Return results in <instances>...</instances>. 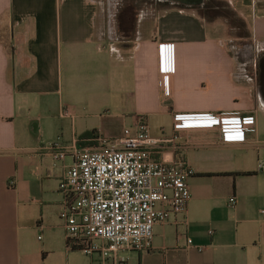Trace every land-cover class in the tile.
<instances>
[{"label": "crops", "instance_id": "1", "mask_svg": "<svg viewBox=\"0 0 264 264\" xmlns=\"http://www.w3.org/2000/svg\"><path fill=\"white\" fill-rule=\"evenodd\" d=\"M210 1L0 0V264H113L75 242L71 250L59 218L72 151L99 145L79 137L118 138L141 117L160 138L177 114L221 113L246 118V142L206 135L188 145L180 133L159 157L195 172L187 212L154 227L149 251L120 255L125 264H264V100L232 41L264 54V0H214L242 32L210 18ZM159 115L169 124L153 131ZM59 140L67 157L54 162Z\"/></svg>", "mask_w": 264, "mask_h": 264}, {"label": "built area", "instance_id": "2", "mask_svg": "<svg viewBox=\"0 0 264 264\" xmlns=\"http://www.w3.org/2000/svg\"><path fill=\"white\" fill-rule=\"evenodd\" d=\"M247 130L246 118L237 113L177 114L172 135L154 138L139 117L133 129H124L118 138L99 137L95 148H74L71 167L58 188L66 236L85 255L99 254L113 264L126 263L122 252L149 251L154 227L186 214L191 200L188 181L195 176L184 160L159 155L176 147L182 132L188 145L206 135L228 144L245 143ZM52 157L54 162L67 157L60 140L53 144ZM258 167L264 168L262 163ZM235 204L232 198L231 207Z\"/></svg>", "mask_w": 264, "mask_h": 264}, {"label": "trees", "instance_id": "3", "mask_svg": "<svg viewBox=\"0 0 264 264\" xmlns=\"http://www.w3.org/2000/svg\"><path fill=\"white\" fill-rule=\"evenodd\" d=\"M208 11L207 13H212L214 17H219L224 19L227 24L233 28L240 29V30H246V26L244 22L239 19V17L225 4L216 2L214 0H211L209 3H207L206 6ZM100 136L98 135V132L96 130L93 131H87L84 134H82L79 137V141H89V140H97ZM87 145H95L94 143H90ZM67 245L70 247L71 250L79 249L77 246L73 245L72 240H67Z\"/></svg>", "mask_w": 264, "mask_h": 264}, {"label": "rangeland", "instance_id": "4", "mask_svg": "<svg viewBox=\"0 0 264 264\" xmlns=\"http://www.w3.org/2000/svg\"><path fill=\"white\" fill-rule=\"evenodd\" d=\"M209 17L212 18L214 17V15H210ZM242 31L243 30H241V32ZM236 33L238 32L233 31L234 35H236ZM232 41H233V46H235L233 49H234V53H235L234 55L236 57L237 63L238 64L248 63L254 66L255 63H257L259 54L255 53L250 40L246 38H243V39L232 38ZM136 120H138V118ZM168 124H169V120L167 119V116L164 117V115H159L156 118H151L149 120V125L153 131L160 129V127L165 128L166 125Z\"/></svg>", "mask_w": 264, "mask_h": 264}, {"label": "flooded vegetation", "instance_id": "5", "mask_svg": "<svg viewBox=\"0 0 264 264\" xmlns=\"http://www.w3.org/2000/svg\"><path fill=\"white\" fill-rule=\"evenodd\" d=\"M247 65L249 75L255 83L256 94L261 100H264V54H259L254 66L252 64Z\"/></svg>", "mask_w": 264, "mask_h": 264}]
</instances>
